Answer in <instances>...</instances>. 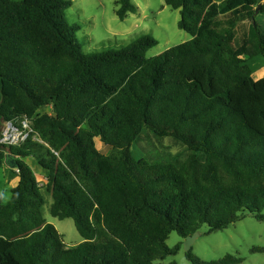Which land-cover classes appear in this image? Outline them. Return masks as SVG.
<instances>
[{"label": "trees", "instance_id": "obj_1", "mask_svg": "<svg viewBox=\"0 0 264 264\" xmlns=\"http://www.w3.org/2000/svg\"><path fill=\"white\" fill-rule=\"evenodd\" d=\"M263 2L164 0L192 38L148 58L150 35L85 53L72 0H0V168L10 155L18 172L0 197V264H155L178 253L173 232L223 230L245 210L264 220V76L251 65L264 60ZM116 4L121 21L139 11ZM8 123L25 139L4 142ZM147 132L187 157L137 158ZM28 158L46 172L51 215L72 219L80 244L47 222Z\"/></svg>", "mask_w": 264, "mask_h": 264}, {"label": "rangeland", "instance_id": "obj_2", "mask_svg": "<svg viewBox=\"0 0 264 264\" xmlns=\"http://www.w3.org/2000/svg\"><path fill=\"white\" fill-rule=\"evenodd\" d=\"M72 7L67 11V18L72 25H76L77 40L85 53H102L111 50H121L132 44L143 35H150L158 40V45L147 52V57L160 55L168 49L189 41L192 37L180 30L178 23L180 11L166 6L164 0H132L138 7L136 14H129L121 21L116 15L118 0H72ZM264 5V2L262 3ZM257 23L264 32V12L256 16ZM257 78L264 76V60L257 57L251 61ZM42 112H51V108H44ZM28 129V126H24ZM3 131L11 135V140L18 141L23 137L22 131H8L5 125ZM101 146V141H97ZM188 148L171 137L157 139L147 132L139 144L134 147V155L162 158H177L184 160ZM28 164L33 168L43 187L45 198L44 216L48 223L53 224L63 235L65 243L76 246L82 242L72 219L59 220L51 213L52 196L47 194L46 172L40 168L35 158H28ZM10 161L0 168V197H10V190L17 184V171ZM50 195V198L49 196ZM48 196V197H47ZM240 218L223 230L210 232L208 225H203L197 232L198 236L192 244L191 255L200 263H217L226 257H232L238 262L233 264H264V220H259L254 213L245 210L239 213ZM185 239L173 232L167 240L171 249L180 245L177 254L167 256L163 260H156L155 264H194L187 256Z\"/></svg>", "mask_w": 264, "mask_h": 264}, {"label": "water", "instance_id": "obj_3", "mask_svg": "<svg viewBox=\"0 0 264 264\" xmlns=\"http://www.w3.org/2000/svg\"><path fill=\"white\" fill-rule=\"evenodd\" d=\"M10 155H6V159L9 157ZM5 163H8V161L6 160L5 161ZM12 168H16V165L15 164H13L12 163ZM198 236V234H197V232L194 234V235H192V236H189V237H187L186 239H185V242H184V245H185V247H186V251L187 252H190L191 251V248H192V244H193V242H194V240H195V237H197Z\"/></svg>", "mask_w": 264, "mask_h": 264}, {"label": "built area", "instance_id": "obj_4", "mask_svg": "<svg viewBox=\"0 0 264 264\" xmlns=\"http://www.w3.org/2000/svg\"><path fill=\"white\" fill-rule=\"evenodd\" d=\"M7 126H8V131H9V132H11V131H19V130L13 128L12 125H11V123H8ZM26 126H27V124H26ZM11 135H12V134H11ZM11 135L8 136V132H6V133L4 132V138H3V141L6 142V143H15L14 139L11 140ZM25 137H26V136L23 135V137H21L19 140H24ZM19 140H18V141H19ZM16 142H17V141H16Z\"/></svg>", "mask_w": 264, "mask_h": 264}, {"label": "crops", "instance_id": "obj_5", "mask_svg": "<svg viewBox=\"0 0 264 264\" xmlns=\"http://www.w3.org/2000/svg\"><path fill=\"white\" fill-rule=\"evenodd\" d=\"M99 148V150L102 152V153H104V154H106V153H108L109 152V148L107 147V146H105L103 143H101V146L100 147H98ZM7 161H10V163H14V161H15V159L12 157V156H9L7 159H6ZM27 163H28V161H26ZM17 183H18V177H17ZM17 185V184H16ZM15 185V186H16ZM14 186V187H15ZM49 196V198H50V195H48ZM47 196V197H48ZM10 198V197H9ZM9 198H8V200H9ZM52 203H53V200H52ZM52 205V204H51ZM83 241V240H82Z\"/></svg>", "mask_w": 264, "mask_h": 264}]
</instances>
